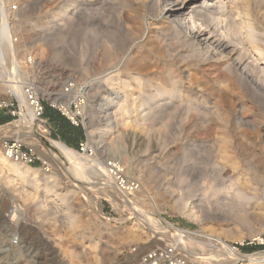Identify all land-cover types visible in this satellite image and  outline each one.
Masks as SVG:
<instances>
[{
    "label": "rangeland",
    "instance_id": "1",
    "mask_svg": "<svg viewBox=\"0 0 264 264\" xmlns=\"http://www.w3.org/2000/svg\"><path fill=\"white\" fill-rule=\"evenodd\" d=\"M9 1L3 0L2 6L5 5V18L17 44L16 57L24 70L20 69L19 76L24 74L15 81L23 90L26 83L30 84L43 106L50 107L51 97L69 105L84 129L82 144L88 147L84 148L85 152L80 151L93 160L92 169L88 168L93 181L77 184L78 188L68 182L66 175L55 171V166L48 161H45V168L39 164L32 167L39 170L32 176L37 179L35 183L32 177L21 179L6 170L0 171V264H62L59 256L64 257V264L67 260L73 264H138L139 258L149 249L178 243L167 236V230H154V225L144 218L142 213L155 208L157 216L195 236L189 240L200 244L193 249L194 257L185 251L181 253L196 261L200 256L207 259V262L200 260V264H254L222 252L214 239L231 245L241 256L264 255V176L259 191L253 193L245 187L239 191V174L228 179L220 173L228 153L222 149L224 144L228 145L231 153L228 155L237 164L244 158L239 160L240 147H245L244 154L248 153L253 165L258 166L259 160L264 162V111L241 100L239 90L231 95L208 89L206 84L210 85L214 78L191 66L190 61L186 69L174 63L172 70L175 72H172L175 74L172 75L183 81L182 84L187 80L204 84L206 87L199 91L180 88L178 93L161 96L153 89H149L150 92L136 89L123 92L116 87L111 90L108 78L118 72L115 82L129 81L132 76L121 74L122 64L109 70L100 67L97 54L106 33L99 22H107L110 18L109 0H21L18 11L12 10ZM162 20L157 14L143 16L145 34L134 45L137 52L144 51V44L155 47L156 39L151 36L149 24L160 25ZM81 34H84L85 45ZM27 59L31 64L26 63ZM170 64L164 61L143 63L140 78L159 80L166 75ZM84 68L85 73L82 72ZM6 98L0 92V100ZM239 101L250 109L242 111L247 120H253L248 126L239 124ZM168 102L172 105L166 106ZM15 106L19 113V104L15 102ZM119 107L126 108L125 115ZM207 111L212 113L208 116ZM5 112L0 115L7 116ZM42 119L45 120L44 116ZM18 120L15 116L4 125ZM142 132L151 136L152 144L160 148V153L146 152L138 140ZM47 137L60 141L52 130ZM79 148L73 147L77 151ZM187 161L198 166L200 163L201 171L204 168L205 172L200 171L202 178L200 174L190 176L182 167ZM108 163L116 165L123 176L137 182L138 190L132 194L122 193L110 176ZM52 174L56 183L44 192L42 177ZM105 175L110 180L106 185L113 184L121 195L111 188L109 192L113 193H110L113 198L105 196L99 188L106 180ZM128 196L133 197L131 203H128L131 199ZM20 222L31 227L29 233L20 230ZM12 224L17 227H11ZM242 247L255 248L243 251ZM201 248H205V252Z\"/></svg>",
    "mask_w": 264,
    "mask_h": 264
},
{
    "label": "bare ground",
    "instance_id": "2",
    "mask_svg": "<svg viewBox=\"0 0 264 264\" xmlns=\"http://www.w3.org/2000/svg\"><path fill=\"white\" fill-rule=\"evenodd\" d=\"M109 1H108L109 4L108 10H110V16H109L110 20L108 19L107 22L106 21L99 22V26L103 28L105 31L104 33H106L104 34L105 36L101 34L102 36H104L103 38L105 39L102 38L104 42H102L100 46L101 49L97 54V57L98 56L100 57L99 59L101 62L100 67L102 69L106 68V70H109V69H114L118 65L122 64L123 70L121 71V74L124 73V74H128L129 76H132L130 77L129 81L119 79L120 81L118 82H115L116 80L115 77L116 78L118 77V75L120 74L119 72L111 76L106 80L111 83L110 84L111 90H113L114 87H116L118 90H121L123 92H126L127 90L131 91L134 89L138 91L146 92L147 90L149 91V89L150 90L153 89L158 95L161 96L165 95L166 93H172V94L176 92L178 93L180 88L184 90L186 89L187 91L192 88H195L196 90L199 91L202 88H205L206 86H203L204 84L202 85L201 83H193L192 81L191 83L190 80L187 79H186L187 81L182 84L183 81L177 80L176 77L175 79L173 77L174 75H172L173 73L172 71L175 70V69L172 70L174 68L173 66L174 63L175 64L177 63L179 64V66H182L184 68L185 66H187V63L192 62L190 63L191 66H195L196 68H199L201 72H203L206 76L214 78L213 82L210 80L211 81L210 85L209 82L207 84L205 83L206 85H208L207 86L208 89L211 90L215 89L216 91L221 92L222 94L231 93V95L235 91L239 90V98L241 100L244 99L246 104L251 106L253 105L252 108L255 106L259 111L261 112L264 111V0H111L110 2ZM145 14H150V15L157 14V16L161 17L163 20L161 22L162 24L160 25H156L153 22L149 24L150 27L149 29L151 30L152 33L151 36H153L156 39L154 41L155 47L144 44L143 45L144 51L137 52L134 49V45L144 37L145 30L143 29L142 19ZM0 19H1L0 29L7 27L8 28L7 32L12 41L11 47L9 48L0 46V92L4 93L8 100L11 98V96H15L19 104V120L14 121L13 123H10L7 126H4L3 128H0V140L2 137H4L5 134L10 135L12 137H17L21 139L23 142L28 143V145L38 153V155L43 161H48L53 166H55L56 169L55 171H57L58 173L60 172L61 175L62 174L66 175L68 177L67 180H69L68 182L73 183L76 186L77 184L78 185L84 184V182L92 183L93 180L89 175L88 168L92 166L91 164H93V160H91L89 157H85L84 156L85 154L83 155L81 151H77L73 148H70L60 141L49 139L45 135L46 132V130L44 129L45 127L42 125V122L37 118L36 113L34 111V106H32L33 104L30 102L28 97L25 96L22 85H19V82H17L19 81L17 80V77L19 76L20 71L23 70V67L19 65L20 62L16 57L17 44L13 43L12 31L9 23L5 18V11L3 15H0ZM81 33H84V31ZM81 36L82 39L81 38L80 39L82 41V44L85 45L86 40L85 38H83L84 34H81ZM84 56H85V52L83 53L82 57L84 58ZM157 61L172 63V65L170 64L167 66L166 75H164L159 80L155 79V77L146 78L142 80L140 78V71H139L140 66L143 63H151ZM8 63H10L9 70L6 69ZM85 71L86 70L84 68L82 72L85 73ZM23 74H21V76ZM15 79L17 81H15ZM132 85H134L135 87H133ZM33 93L36 96L34 91ZM170 97H172V95ZM49 102L51 103V105L62 108V110L69 117L75 116V113H73V111L70 110L69 105L63 104L56 97L54 99L51 97ZM165 105L171 106L172 102L171 103L168 102L167 104L165 103ZM245 108H247V110H250L248 109V106L245 107V104L243 102H240L239 124H244L248 126L249 124L253 123L251 122L253 120H247L248 118L244 117L245 114H243L242 111L246 110ZM120 110L123 112L124 115L126 114L125 107H121ZM253 110L255 111V109ZM210 113L208 114V116L210 115ZM217 114L218 111L216 115ZM216 115H213V117L214 116L216 117ZM216 118H219V116ZM262 118L264 119V117ZM132 122L133 121H131V123ZM144 125L145 124L143 122V126ZM191 127L193 128V125ZM133 132H131L132 135L134 134ZM91 133L92 132H90V134ZM143 134L144 132H142L141 135L139 134L138 140L140 141V144H142L141 146L144 147L146 152H148L151 155L156 152L158 153L159 151L161 152L160 148H158L156 144H155L156 146L152 144V141L149 138L151 136H147L146 134L145 135ZM135 136L134 138L136 140ZM262 138L264 142V131L262 132ZM241 140L242 139H240V141ZM222 149L224 153L225 152L228 153L225 154L224 156L223 159L224 165H222L220 173L228 179L237 176L239 174V191H241L245 187L246 189L253 191V193L258 192L259 186L263 183L262 179L264 176V162L262 160L261 161L259 160L258 166H256V163L253 165L252 158L249 159L250 158L249 155L247 156L248 153H246V155L244 154L246 152L245 147H240L239 154H241V156L239 155V160L240 157L242 158L244 157V158L243 160L241 159L242 161L240 160L241 162L239 161V164H237V162H235L234 159H232V157L228 155V154L231 155L230 151H228V145L226 144L222 145ZM83 151L85 152L84 149ZM182 161H184V158H182ZM189 162L188 161L187 163L183 162L184 165L182 167H184L186 171L190 172V176L191 174L193 175L200 174V177L202 178L203 176H201L202 175L201 172H204L203 171L204 168L202 167L203 169L201 171L200 163H199L200 166L199 167L198 165H195L193 163L190 164ZM183 163L181 162V164ZM90 169H92V167ZM3 170H6L15 176H18L21 179H25L26 177L30 178L32 176H36L39 173L38 169H34L28 166H23L19 163H14L7 160L3 156L2 151L0 149V171ZM110 176L112 178L111 174ZM53 177H54L53 174L48 176L44 175V177H42L44 192H47L49 189L53 187L54 183H56L54 182L56 178L53 179ZM105 177L106 180H104V183L102 182V187H100L101 185L99 186V188L103 191V193H105V196L109 195L110 197H112L111 194L113 193L109 192L111 188L113 189L115 194H118V196L121 195L119 194V192H117V189L114 187L113 184L106 185L108 181L110 182V180L108 175H105ZM180 180H182V178ZM32 181L33 183H35L37 182V179L33 178ZM78 188H80V186ZM121 192L125 193L123 191ZM129 198L131 199H128V203L129 202L131 203L133 197H129ZM155 209H153V211L150 210L148 212L142 213L145 214L143 215L144 218L147 219L148 222H150L149 223L150 225H154L153 226L154 230H159V231L167 230L168 231L167 236L168 237L171 236L174 239L173 240L174 242L177 241L179 245L181 244L180 247L183 246L182 251H185V253L192 256L194 251L193 249L196 248L195 247L196 244L192 240L191 241L189 240L194 235L191 236V233L186 229L175 226L169 223L168 221L162 219L161 217L157 216L158 211ZM70 223L73 224L72 220ZM143 223L146 224L144 221ZM19 225H20L19 228L22 232H27L31 230L30 229L31 227H29L27 224H24L23 222H20ZM72 226L73 225H71V227ZM11 227L16 228L17 226L15 227V224H12ZM151 227L152 226H150V229ZM213 242L215 243V245L219 247V249L222 252L226 251L231 253V255L233 254L235 256L237 255V257L239 256L241 258H245L249 263H254V264L264 263V255H260L259 257L241 256L240 253H238V251L234 247L225 243L224 241H221L220 239H214ZM197 245H199L200 247V244H198V242ZM59 258L62 264H64L65 263L64 257L59 256ZM198 260L199 261L206 260L207 262V259L202 256L198 257ZM208 260H210V258ZM66 263L73 264L69 260H67Z\"/></svg>",
    "mask_w": 264,
    "mask_h": 264
},
{
    "label": "built area",
    "instance_id": "3",
    "mask_svg": "<svg viewBox=\"0 0 264 264\" xmlns=\"http://www.w3.org/2000/svg\"><path fill=\"white\" fill-rule=\"evenodd\" d=\"M0 5V13L4 14L5 6ZM21 0H10L9 3L13 11H18V6ZM8 28L4 27L0 29V46L1 47H11L12 41L7 32ZM13 43L15 40L13 39ZM28 64H31V60L27 59ZM24 94L28 97L30 102L34 106V111L36 113L37 118L42 122V125L46 130L45 135H51V128L46 120H43L44 116V106L39 100L38 94L35 96L33 93V88L30 84L26 83L24 85ZM67 91V90H66ZM37 93V92H36ZM16 104H18L15 96H11L8 100L3 99L0 100V112L6 111L5 114L10 116L11 118H15V116L19 117V113L16 112ZM50 107L55 109L64 117H66L70 123L74 126H78L77 117H69L60 107L54 106L50 104ZM7 125H0V128H3ZM79 151L84 149L83 144H79ZM0 148L3 156L14 163H19L23 166L33 167L36 165H40L42 168L47 167V163L43 161L38 153L29 145H25L21 139L17 137H12L10 135H4V137L0 140ZM84 152V151H83ZM108 171L112 175V179L114 180L115 186L121 191L132 194L138 190V183L132 180H129L127 177L121 174L119 168L112 164L108 163ZM47 170V168H46ZM181 245V244H180ZM178 243H170L161 247H154L146 251L138 260V264H200L198 261L187 258L182 255V247H180Z\"/></svg>",
    "mask_w": 264,
    "mask_h": 264
},
{
    "label": "crops",
    "instance_id": "4",
    "mask_svg": "<svg viewBox=\"0 0 264 264\" xmlns=\"http://www.w3.org/2000/svg\"><path fill=\"white\" fill-rule=\"evenodd\" d=\"M44 118L48 122L52 132H54V136L60 141L65 139L69 142L78 145L84 139V129L83 127L74 126L70 123V121L62 116L57 110L50 108L49 106H44ZM83 134L82 140H77L73 134H67L66 131L74 132L79 129Z\"/></svg>",
    "mask_w": 264,
    "mask_h": 264
},
{
    "label": "trees",
    "instance_id": "5",
    "mask_svg": "<svg viewBox=\"0 0 264 264\" xmlns=\"http://www.w3.org/2000/svg\"><path fill=\"white\" fill-rule=\"evenodd\" d=\"M12 120V118L10 117V116H1L0 115V125H4V124H6V123H8V122H10ZM66 133L67 134H73V136H75V138L77 139V140H82V138H83V134L81 133V131H80V128L79 129H77V130H75L74 132H71V131H66ZM61 142L62 143H64L65 145H67L68 147H70V148H73V147H76V149H78L79 148V144L78 145H75V144H73V143H71V142H69L68 140H65V139H63V140H61ZM81 143H82V141H81ZM255 247H242L241 248V250H243V251H247V250H251V249H254Z\"/></svg>",
    "mask_w": 264,
    "mask_h": 264
}]
</instances>
